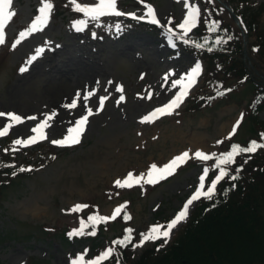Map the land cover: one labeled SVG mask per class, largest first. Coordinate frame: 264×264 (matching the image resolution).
<instances>
[{
    "label": "rangeland",
    "instance_id": "374dc122",
    "mask_svg": "<svg viewBox=\"0 0 264 264\" xmlns=\"http://www.w3.org/2000/svg\"><path fill=\"white\" fill-rule=\"evenodd\" d=\"M12 1L10 10L14 15L6 26L5 42L0 44V49L6 46L10 49L8 69L0 71V112H11L23 118L26 113H31L37 119L29 125V129L43 120L47 112L58 116V110L50 107L47 101L53 97L50 94L53 90L55 97H58L57 101L64 99V105L74 99L71 95L73 89H68L66 82L52 79L54 76L59 77L56 71H68L69 64L61 62L68 56L79 59L78 56L92 55L98 58L102 65L100 80H105V84L111 87L120 84L126 101L121 105L122 110H115L111 104L116 97L108 98L104 112L91 117L83 142L76 147L68 150L56 148L58 145L51 142L64 138L70 122L63 134H53L52 129H48V135L46 131L47 138L40 146L42 149L53 147L57 158L31 178L16 184L5 195L0 207V264H27L34 258L42 260L40 264H69L77 255L85 254L86 258H91L87 242H74L69 237L67 243L59 235L37 239L39 227L59 230L68 226L75 227L77 223L79 226L82 223L85 225V214L111 217L112 212L120 206L121 213L115 219L107 220L109 230L105 236L109 240H118L125 235V229H131L132 241L129 244L138 243L140 234L148 232L151 226H166L195 190L203 168L209 166V161L205 163L194 157L196 150L206 154H220L230 150L231 140L241 143L246 134L240 125L248 110V102L253 98L252 94H247L252 87L248 83H241L237 92H230L222 99H214L211 107L191 110L185 117L179 118L180 114L188 110L185 108L195 93H201L205 100L207 98L204 94H213L214 89L203 84L202 75L178 112L166 118L143 121L145 112L163 103L173 92L171 90L165 96L160 91L157 94L153 86L156 79L161 84L171 70L185 72L197 62L201 65V72H204L203 62L183 40L176 39L174 48L177 50L165 44L166 26H175L184 11L181 3L175 0H150L156 5L162 22L161 28L155 31L130 25L126 33L121 30L109 33L104 31L106 20H89L73 10L70 0H55L57 4L67 2L68 12L63 10V16L57 19H52L49 13L48 22L41 31L28 35L13 47L16 40L20 39L19 33L36 16L35 10L41 7V0ZM93 2L77 0L81 5ZM207 2L214 3L215 0H192V3L202 7V12ZM263 2L249 0V5L256 8ZM124 9L141 11L143 6L140 1H129ZM224 11L220 15L226 17V22L235 25ZM80 20L86 23L81 26L83 30L77 33L73 25ZM220 20L223 22L222 18ZM259 23L260 30L264 29V14L259 18ZM253 41L254 37L248 39V45ZM248 45L246 66L250 76L264 82V65L250 52ZM38 50L42 51L37 54ZM0 55H4V51ZM32 57L35 59L32 60ZM29 60L32 63H28ZM51 61L56 64H51ZM29 64L32 71L23 76L20 69L27 68ZM72 74L70 70V77ZM243 88L246 91L242 93ZM11 97L19 103H26L28 107L22 109L18 105L13 106ZM138 104L141 107L134 110ZM259 118L264 121V110ZM238 119L239 126L229 139L228 135ZM3 124L4 121H1L0 127ZM22 126L15 125L7 136L0 137V151L7 149L16 159L36 155L40 151V148L13 143L16 140L13 131ZM52 128L56 129L55 123ZM28 132H24L19 139H26ZM217 141L222 143L217 144ZM14 148L18 150L13 151ZM185 151L189 152L190 158L172 175L155 184L143 180L137 184L134 179L130 187H120L115 183L117 180L124 181L129 173L134 178L141 174L146 176L151 165L162 167L170 158ZM245 158L240 154L235 161L242 162ZM76 205L85 207L74 210ZM190 211L186 219L171 231L167 242L187 220ZM98 242L103 243V238L98 239ZM157 242L166 244L164 239L148 241L143 246L133 247V252L139 256Z\"/></svg>",
    "mask_w": 264,
    "mask_h": 264
},
{
    "label": "trees",
    "instance_id": "16d2710c",
    "mask_svg": "<svg viewBox=\"0 0 264 264\" xmlns=\"http://www.w3.org/2000/svg\"><path fill=\"white\" fill-rule=\"evenodd\" d=\"M247 11L254 17L250 9ZM228 37V42L209 54V64L211 69L220 66L223 79H238L246 76L240 41L234 33H228ZM257 51L264 61L263 38ZM260 104L261 99L250 109L246 122L251 135L264 131L257 117L259 109L264 108V99ZM240 170L236 180L227 178L211 199L196 205L165 251L148 249L137 260L123 251L107 264H264V152L252 156ZM4 186L0 179V201Z\"/></svg>",
    "mask_w": 264,
    "mask_h": 264
},
{
    "label": "snow or ice",
    "instance_id": "6c2138e0",
    "mask_svg": "<svg viewBox=\"0 0 264 264\" xmlns=\"http://www.w3.org/2000/svg\"><path fill=\"white\" fill-rule=\"evenodd\" d=\"M184 7L187 9V14L184 16L183 21L177 25L179 29L182 30L181 34L176 35L173 33V30L171 28L168 29V40L171 43L173 39H180L183 40L185 44L189 43L188 39H185V37L188 36L189 32L197 25L198 17L200 16V9L195 4H190L189 0H183ZM71 5L73 6V10L82 13L85 17H87L89 20L96 21L99 20L101 17L108 16V15H115V16H121V15H129L133 16V18L136 19H145L147 17L149 19V22L152 24H159V21L156 17V14L154 12V9L151 6H146V12L144 16L136 17L132 13H124L120 11L117 7V0H94L91 4H84L81 5L80 3H77V0H70ZM12 4V0H0V44H3L5 42V29L8 23L10 22L11 18L14 15V12L10 10V6ZM53 5L49 2V0H41V7L38 8L37 12L38 14L33 18L30 25L24 30L19 33L20 39H17L15 44H13V47H15L16 44H19L22 39L26 38L28 35H31L37 31H41L43 27L47 24L49 19V13L52 10ZM86 23L85 20L76 21L73 25L77 31L83 30L82 26ZM219 21L213 22L209 28V32H215L219 26ZM117 30L120 29L119 25L115 26ZM221 40H216L215 43L219 44L222 43ZM207 44V41L204 43H194V46L198 49L205 48ZM175 47V45H172ZM209 51H211V48H208ZM38 50L37 54H39ZM32 60L35 59V57L31 58ZM28 63H31V60L28 61ZM21 72L26 71V68H21ZM201 72V65L199 62L195 63L193 67L185 74V76H182L178 80H173L171 82V87L175 89L178 85L180 86V90L176 92L172 99L166 104H164L161 107L156 108L149 116L144 117L143 119L145 121L154 120L159 118L160 116L164 115H170L172 114V111L180 106V104L183 102V99L188 94V90L195 84L196 78L199 76ZM165 80H167V76L165 77ZM117 91H121L119 87H117ZM93 92H88L86 95H84V100H87L90 96H92ZM80 97V93L78 92L76 94V98L71 100V103L66 105V107L69 108H75L78 103V99ZM149 98H151V94H149ZM123 99V96L120 98ZM105 97L100 98V105L103 106ZM88 115H91V110H88ZM88 115L81 116L79 119L75 121L74 127H70L68 129V135L64 136L63 139L59 140H52L51 142L56 145L60 146H71L74 144L79 143V137L82 134V132L85 129V125L87 123ZM243 114H241L242 116ZM55 116V113L47 114L41 122H39L35 127L31 128V132L34 133V135L29 136L27 139H16L14 140L15 145H21V146H29L30 144H35L38 142V140L46 139L45 129L49 127L48 121H50ZM0 117H7L8 123H5L2 127H0V137H3L7 135L9 130L16 124H20L23 122V119L21 116L8 112H0ZM27 119L35 120L37 117H28ZM240 119H238L235 124L232 127L231 132L228 135V138L230 139L231 136L236 132L237 127L239 126ZM261 139L264 140V133L261 134ZM222 143L221 141H217V144ZM258 148H264V143H257L256 141H250L249 144L246 147H241L237 144H232L230 146V150L225 151L223 153L217 154V153H211L206 154L201 150H196L194 152V157L201 160V161H210L214 160V164L212 165V168L218 169L217 174L214 178L211 179L210 184L206 187L205 190V181L206 178L209 175V168L205 167L203 168L202 174L199 176L198 185L195 187V191L193 194L188 198V200L184 203L183 208L174 216V218L167 223V225H154L151 226L146 233L140 234V240L138 243L132 244V246L139 247L143 246L144 243L148 241H155L158 239H164L165 243H167L168 238L170 237L171 230L181 221L186 219L188 214L189 206L193 204L194 201H197L200 198H207L211 199V197L215 194L216 186L217 184L224 179L226 176L229 175L228 173V166L234 164L235 158L240 155L241 153H254ZM18 149H13V151H16ZM7 151V149L5 150ZM190 158L189 152L185 151L181 153L180 155L175 156L172 158L168 163L164 164L162 167H158L156 164H153L150 166V168L147 171L146 176L144 174H141L140 176L133 177L132 173H129L128 176L124 181L117 180L115 183L117 186L125 187V186H131V181L133 179L135 180V183H140L141 180H143L145 183L148 184H155L159 182L160 180H163L167 178L168 176L172 175L175 170L182 164H184L188 159ZM21 171L25 170H31V169H20ZM240 169H237V172H239ZM15 174V173H14ZM237 176H231V179L235 180L237 179ZM82 207H85L84 205H76L74 210H80ZM122 210V206L117 207L113 212L111 217H103V216H89V221L92 222V225L95 226V224L100 222H106L109 219H115ZM85 225L82 223L81 228L83 229ZM132 230L131 229H125V235L123 238L114 240L112 243L113 245H119L121 247H127L129 243L132 241ZM76 235L82 234V232H76ZM92 234L94 235L95 232L93 231ZM113 248L109 247L106 250H104L99 256H97L95 259H89L85 261V258L83 255H77L75 259H73L70 264H101V261H104L108 259L113 254Z\"/></svg>",
    "mask_w": 264,
    "mask_h": 264
},
{
    "label": "bare ground",
    "instance_id": "6f19581e",
    "mask_svg": "<svg viewBox=\"0 0 264 264\" xmlns=\"http://www.w3.org/2000/svg\"><path fill=\"white\" fill-rule=\"evenodd\" d=\"M78 58L79 59H75V58H70L68 56L66 59L61 60V62H63L64 64H67V65L69 64L68 65L69 69H68V71H60V70L56 71L55 73L59 74V77L54 76L52 78V79L58 78V81H60L62 83L66 82L68 89H70V90L73 89L71 95H73L75 98H76V94L78 92L80 93V97L78 99L77 107L74 110H71V109H68V107H65L64 103L62 102V99L57 101L58 97H55L56 93L54 92V90H53V93L52 92L50 93L53 97L48 99L47 102L49 103L50 107H53L55 110H58V114H59V116L57 118L56 117L54 118L55 122H52V121L48 122L49 128L52 129L53 134H57V135L62 134L64 132L65 128L67 127V124L69 123V121L75 117V115L77 113L76 111L82 109L83 107H87L89 105H92V102L94 100V94L92 96H90L87 100H84L83 97L88 92L94 93L91 86H92V84L96 78V75H101L102 66L100 64V60L98 58H96L95 56H92V55H86L85 59H84V57H80V56H78ZM80 59H82V60H80ZM52 63L56 64L55 62L51 61V64ZM151 64L153 65L152 62H151ZM70 70H72V73H73L72 77H75V78L70 77V75H69ZM50 75L53 76L51 73H50ZM92 77H94V79ZM90 79L92 80V84H91ZM168 91H169V89L163 88L161 91V95L162 96L165 95ZM11 100H13V104H12L13 106L18 105L22 109L28 107L26 105V103H24V102L19 103V101H16V99L14 97H11ZM115 106H117L116 103H115ZM140 107H141V104H138L135 106L134 110H136ZM28 114H31V113L25 114L26 117H28L27 116ZM1 121H3V119H0V122ZM54 123H55L56 129H53L51 127ZM223 127H224V125L221 127V129ZM24 131H25V127L23 129L15 130V137L19 138L21 136V133H23Z\"/></svg>",
    "mask_w": 264,
    "mask_h": 264
}]
</instances>
